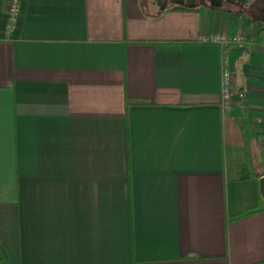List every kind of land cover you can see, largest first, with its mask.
<instances>
[{
	"label": "crops",
	"instance_id": "1",
	"mask_svg": "<svg viewBox=\"0 0 264 264\" xmlns=\"http://www.w3.org/2000/svg\"><path fill=\"white\" fill-rule=\"evenodd\" d=\"M0 0L6 264H264L261 0ZM262 4V6H261ZM228 54L220 103L218 47ZM1 264V263H0Z\"/></svg>",
	"mask_w": 264,
	"mask_h": 264
},
{
	"label": "built area",
	"instance_id": "2",
	"mask_svg": "<svg viewBox=\"0 0 264 264\" xmlns=\"http://www.w3.org/2000/svg\"><path fill=\"white\" fill-rule=\"evenodd\" d=\"M21 0H10L8 8V28L11 30L17 23L19 12H20ZM203 44H211L219 49L220 58V78H219V89H220V103L221 108L226 110L231 102L233 92V77L229 67L228 54L231 48L239 47L243 48L250 45V41L244 37V35H229V34H213L205 36L200 39ZM258 49L264 51V40L257 46Z\"/></svg>",
	"mask_w": 264,
	"mask_h": 264
},
{
	"label": "trees",
	"instance_id": "3",
	"mask_svg": "<svg viewBox=\"0 0 264 264\" xmlns=\"http://www.w3.org/2000/svg\"><path fill=\"white\" fill-rule=\"evenodd\" d=\"M261 1H262V3H264V0H261ZM259 210H260V211H264L263 208L255 209V210H252V211L247 212V213H245V214H242V215H240V216L233 217L231 220H232V221H235V220H238V219L244 218V217H246V216H248V215H251V214L256 213V212L259 211ZM0 263H1V264H6V261H5V259H4L3 257H0Z\"/></svg>",
	"mask_w": 264,
	"mask_h": 264
},
{
	"label": "water",
	"instance_id": "4",
	"mask_svg": "<svg viewBox=\"0 0 264 264\" xmlns=\"http://www.w3.org/2000/svg\"><path fill=\"white\" fill-rule=\"evenodd\" d=\"M258 189H259L260 197H261L263 204H264V176H262L258 180Z\"/></svg>",
	"mask_w": 264,
	"mask_h": 264
},
{
	"label": "rangeland",
	"instance_id": "5",
	"mask_svg": "<svg viewBox=\"0 0 264 264\" xmlns=\"http://www.w3.org/2000/svg\"><path fill=\"white\" fill-rule=\"evenodd\" d=\"M262 4H264V3H262ZM262 4H261V6H262Z\"/></svg>",
	"mask_w": 264,
	"mask_h": 264
}]
</instances>
